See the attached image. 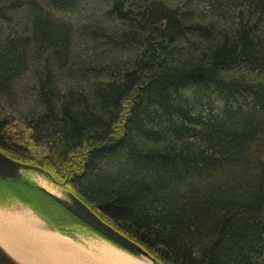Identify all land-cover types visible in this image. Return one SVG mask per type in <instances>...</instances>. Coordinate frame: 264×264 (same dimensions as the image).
Masks as SVG:
<instances>
[{
	"label": "trees",
	"instance_id": "1",
	"mask_svg": "<svg viewBox=\"0 0 264 264\" xmlns=\"http://www.w3.org/2000/svg\"><path fill=\"white\" fill-rule=\"evenodd\" d=\"M0 150L160 264H264V0H0Z\"/></svg>",
	"mask_w": 264,
	"mask_h": 264
},
{
	"label": "bare ground",
	"instance_id": "2",
	"mask_svg": "<svg viewBox=\"0 0 264 264\" xmlns=\"http://www.w3.org/2000/svg\"><path fill=\"white\" fill-rule=\"evenodd\" d=\"M38 183L63 197V193H57L47 180L41 179ZM106 243L96 248L51 232L26 207L12 213L0 209V247L15 264H151Z\"/></svg>",
	"mask_w": 264,
	"mask_h": 264
},
{
	"label": "water",
	"instance_id": "3",
	"mask_svg": "<svg viewBox=\"0 0 264 264\" xmlns=\"http://www.w3.org/2000/svg\"><path fill=\"white\" fill-rule=\"evenodd\" d=\"M27 171H33L40 174V172L43 170L32 164L24 163L17 159H14L13 157L9 156L8 154L0 150V181L7 183H15L13 184L14 186L11 185L8 187V189L15 190L19 194H21V196H23L24 195L23 192L25 191V189L21 184L32 183L26 174ZM40 175L45 177L43 173H41ZM50 180L53 183L59 185V187L61 188V192L63 193V197H59L54 193H51L50 191L46 190L44 187L40 186L38 182H36V184L34 183L33 184L37 185L42 191H44L50 197L55 199L68 212H70L72 215L77 217L80 221L91 227L101 236L107 238L109 241L117 245V248L131 254L134 257L145 259L151 264H160L152 256H150L148 252L143 247H141V245H139L137 242L127 237L123 233L119 232L111 225L104 222L93 210H91V208H89L74 193H72L71 191H67L64 188V183L53 181L51 178ZM10 198L19 201L24 207L28 208L33 215H35L43 222L47 230L55 233H61L63 235L70 237L64 232H61L58 228L52 226V224H50L48 219L44 216L46 215L45 213L41 214L38 210L34 208V206L28 205L27 203L23 202L17 194H10V193L6 194L5 192H1L0 203L4 204ZM9 257L10 256H8L5 253V251L2 250L0 247V264H15V262H13V260Z\"/></svg>",
	"mask_w": 264,
	"mask_h": 264
},
{
	"label": "rangeland",
	"instance_id": "4",
	"mask_svg": "<svg viewBox=\"0 0 264 264\" xmlns=\"http://www.w3.org/2000/svg\"><path fill=\"white\" fill-rule=\"evenodd\" d=\"M18 128L21 130L22 133V137H23V141L22 144H25L29 141V136H30V130L25 128L23 125H18ZM31 146V145H30ZM34 152H37L36 150H33ZM27 176L30 179V181L34 184H36V182H38L41 179L47 180L49 186L53 189H55V191L61 192V188L59 187V185L53 183L49 178H47L46 176L43 177L42 175L33 172V171H27ZM41 195L42 192H37ZM1 194V192H0ZM2 198V196H1ZM20 207H24L19 201L15 200V199H8L4 204H2V206L0 205V209L2 211H6V212H14L16 209L20 208ZM47 214V213H45ZM48 215V214H47ZM75 234V239H77L78 241H82L84 244L85 242L87 243V245L91 246V247H100V246H105L107 245V243L102 240L101 238L95 236V235H91V234H85L82 232H73Z\"/></svg>",
	"mask_w": 264,
	"mask_h": 264
},
{
	"label": "flooded vegetation",
	"instance_id": "5",
	"mask_svg": "<svg viewBox=\"0 0 264 264\" xmlns=\"http://www.w3.org/2000/svg\"><path fill=\"white\" fill-rule=\"evenodd\" d=\"M2 204L3 203H0L1 206H2ZM46 215H44V216L48 219L49 223L52 224V226H54L55 228H57L58 227L57 222L54 220V218L51 216V214L47 215L48 217Z\"/></svg>",
	"mask_w": 264,
	"mask_h": 264
}]
</instances>
